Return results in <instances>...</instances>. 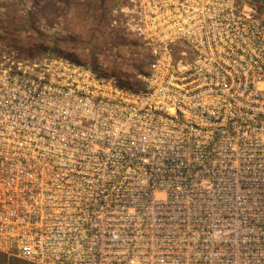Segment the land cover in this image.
I'll use <instances>...</instances> for the list:
<instances>
[{
    "label": "built area",
    "instance_id": "1",
    "mask_svg": "<svg viewBox=\"0 0 264 264\" xmlns=\"http://www.w3.org/2000/svg\"><path fill=\"white\" fill-rule=\"evenodd\" d=\"M172 2L164 33L187 48L155 56L147 88L104 79L106 92L70 95L21 126L19 111L0 112L2 131L46 133L17 143L32 152L0 156V253L264 264V0ZM91 113L123 138L83 136L97 128L84 123Z\"/></svg>",
    "mask_w": 264,
    "mask_h": 264
},
{
    "label": "rangeland",
    "instance_id": "2",
    "mask_svg": "<svg viewBox=\"0 0 264 264\" xmlns=\"http://www.w3.org/2000/svg\"><path fill=\"white\" fill-rule=\"evenodd\" d=\"M50 1L51 7L45 6ZM30 9L49 16L50 26L30 23ZM174 10L172 0H0V112L19 111L22 115L15 118L21 126L19 120H35L45 109L64 110L70 95L91 98L106 92L102 82L108 79L134 90L147 88L149 64L159 55L178 58L179 50L187 48L185 41L164 33ZM58 19L61 23L55 24ZM70 34L78 39L53 44ZM34 38L43 46L33 44ZM164 68V76L173 71ZM86 119L89 127L97 121V128L82 131L83 136L123 138L107 129L106 117L91 113ZM34 125L25 131L0 130V156L32 152L17 143L45 139V131Z\"/></svg>",
    "mask_w": 264,
    "mask_h": 264
},
{
    "label": "trees",
    "instance_id": "3",
    "mask_svg": "<svg viewBox=\"0 0 264 264\" xmlns=\"http://www.w3.org/2000/svg\"><path fill=\"white\" fill-rule=\"evenodd\" d=\"M51 5H52L51 1L45 4V6H47V7H51ZM10 7L11 6H8V9H10ZM28 19H29L30 23H34V24H37V23H40L43 21L42 24L45 27H49L50 22L52 21V19H50L49 16L47 17L45 14L43 15L38 10H35V9L34 10L30 9L28 11ZM60 23H61V21H60V19H58V22H56L55 24H60ZM67 24H71V23H67ZM57 38H58L57 41H55L56 43L54 42L53 44H57V43L59 44L61 41L65 42L66 39H69V40L71 39L74 42V40L78 39V36L76 34H70V36L67 38H65V36H62V35H60ZM38 40H39L38 38H34L33 44L43 46V43L38 42ZM53 48L57 49V45H53ZM126 84L131 85L130 83H126ZM0 264H31V263L23 261L17 257L7 256L4 253H0Z\"/></svg>",
    "mask_w": 264,
    "mask_h": 264
}]
</instances>
